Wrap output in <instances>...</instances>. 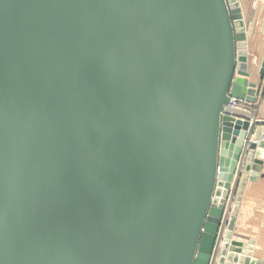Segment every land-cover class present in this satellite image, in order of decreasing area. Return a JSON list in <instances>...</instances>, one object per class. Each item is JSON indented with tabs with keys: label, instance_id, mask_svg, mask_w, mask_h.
<instances>
[{
	"label": "water",
	"instance_id": "95a60500",
	"mask_svg": "<svg viewBox=\"0 0 264 264\" xmlns=\"http://www.w3.org/2000/svg\"><path fill=\"white\" fill-rule=\"evenodd\" d=\"M238 0H0V264H264V58Z\"/></svg>",
	"mask_w": 264,
	"mask_h": 264
},
{
	"label": "crops",
	"instance_id": "0c3cea01",
	"mask_svg": "<svg viewBox=\"0 0 264 264\" xmlns=\"http://www.w3.org/2000/svg\"><path fill=\"white\" fill-rule=\"evenodd\" d=\"M243 14L248 56L260 67L264 58V0H238ZM264 173V164L263 170ZM233 239L252 242V256L264 260V177L247 180L236 215Z\"/></svg>",
	"mask_w": 264,
	"mask_h": 264
},
{
	"label": "rangeland",
	"instance_id": "374dc122",
	"mask_svg": "<svg viewBox=\"0 0 264 264\" xmlns=\"http://www.w3.org/2000/svg\"><path fill=\"white\" fill-rule=\"evenodd\" d=\"M253 64H255V62L253 61ZM255 66H256V64H255ZM256 68H257V66H256ZM238 204H239V206H240V204H241V200L240 201H238ZM237 213H238V211H237ZM237 213H236V215H237Z\"/></svg>",
	"mask_w": 264,
	"mask_h": 264
}]
</instances>
